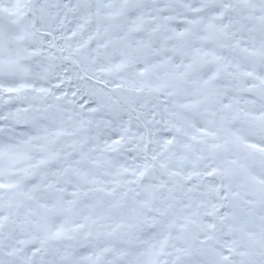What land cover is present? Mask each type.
Returning a JSON list of instances; mask_svg holds the SVG:
<instances>
[{"label": "clouds", "instance_id": "clouds-1", "mask_svg": "<svg viewBox=\"0 0 264 264\" xmlns=\"http://www.w3.org/2000/svg\"><path fill=\"white\" fill-rule=\"evenodd\" d=\"M63 2L0 0V5L8 9L0 11V79L14 82L15 87L23 85L16 92L0 90V125L4 128L0 140H8L4 133L18 127L30 128L36 137L27 143L15 141L11 153L5 146V154L0 157L5 172L0 179L19 181V189L11 190L15 192L22 190L29 179H58L51 175L52 170H64L76 158L85 178L116 182L109 185L115 188V194L89 193L86 198H75L76 203L67 211L50 214L43 227L27 221L9 225L6 221L0 251L13 252L8 264H83L78 259L82 249L95 252L102 247L110 250L105 255L112 256V264H264V186L244 179L234 197L236 203L229 209L233 215L225 221L215 213L206 215L212 209L205 206L215 201L212 186L228 178L223 174L203 176L221 152L205 151L211 137H202L205 143L199 144L188 139L186 133L191 128H185L181 120L187 118L189 124L195 121L215 132L216 118L207 103L196 109L175 108L177 100L198 99L201 90L186 82L191 73L178 79L175 73L180 69L173 67V61L179 64L189 59V48L208 47L234 67L255 71L260 58L229 47L231 36L227 34L235 35L240 43L258 42L264 47V0L238 10L235 5L225 8L223 20L213 19L209 10L232 0H111L110 7L99 9L92 0H82L74 11L60 7ZM193 7L201 11H193ZM133 14L139 17L136 30L128 28ZM148 14L156 21H149ZM177 17L193 20L184 25L187 31L181 50L153 52L163 33L178 23ZM153 23L156 30L147 31ZM209 25L220 31L214 33ZM248 25V31H244ZM96 26H103L104 31L98 33ZM73 28L75 35L70 36ZM121 33L122 37L116 39ZM198 33L218 36L224 46L215 39H197ZM138 36L145 38L147 47L139 43L132 47ZM101 41L105 46L96 49ZM165 57L167 62L160 63ZM141 66L143 75L138 74ZM206 67L201 64L198 71ZM246 79L237 75L236 82L242 84ZM186 89L191 90L188 96L184 95ZM72 90L77 92L71 98L73 103H68L70 97L56 99L62 91ZM168 92L171 95H165ZM236 95L248 93L239 91ZM84 98L95 111L79 107V100ZM166 100L172 102L170 110L178 112L179 117L164 111ZM242 107L249 111L264 107V100ZM230 124L243 136L264 141V122L237 118ZM113 137L121 142L112 143ZM166 139L173 143L165 145ZM228 150L225 146L224 154ZM232 151L235 154V149ZM154 154L155 161L151 159ZM53 156L55 159H51ZM240 156L248 172L264 177V156L246 152ZM41 159L48 162L38 164ZM9 168L20 171L9 175ZM141 171L143 177L133 175ZM69 175L81 188L88 186L75 172L64 171L59 178ZM228 182L234 183L235 175ZM34 203L23 200L19 209L13 207V221L19 220L17 213ZM4 211H9L7 206ZM92 216H103L104 226ZM209 222L214 228L207 227ZM61 226L63 231L54 236ZM33 248L39 250V259L31 257ZM227 249L232 250L230 259L224 261L220 257ZM156 252L162 255L158 257Z\"/></svg>", "mask_w": 264, "mask_h": 264}, {"label": "snow or ice", "instance_id": "snow-or-ice-1", "mask_svg": "<svg viewBox=\"0 0 264 264\" xmlns=\"http://www.w3.org/2000/svg\"><path fill=\"white\" fill-rule=\"evenodd\" d=\"M14 2H19V0H14ZM82 0H75V3L70 2V0H64L60 7L67 9L68 11H74L76 7L80 6ZM126 2V0H122ZM259 0H232V3H217L214 7L209 10L208 15L213 19L223 20L225 19L223 9L232 8L235 5L236 10L239 9L242 5H255ZM92 3L95 8H106L111 6V0H92ZM182 6L187 7V4ZM158 11L163 9L158 8ZM193 11L200 12L201 9L198 7H193ZM0 11H8L0 5ZM97 15H102L97 13ZM256 18V17H254ZM139 17L135 14L130 15L128 21V28L131 30L138 29L137 20ZM147 19L149 21H156L154 15L148 14ZM161 20L165 17H161ZM227 19H231L228 17ZM178 23L175 27L170 28L167 32L159 38L155 47L151 50L153 52L157 51H179L183 47L181 42L187 29L184 28V25L192 23L193 20L185 19L183 17H177ZM156 24L153 23L150 25L147 31H155ZM162 26V25H161ZM76 27H81L77 24ZM97 32L104 31L103 26H96ZM210 28H213L214 33L219 32L220 29L215 28L212 25H209ZM227 27V24L224 25ZM250 25L244 27V31H248ZM234 32V30H233ZM75 35V28L72 29L70 36ZM123 33L118 35L116 39H120ZM227 35L231 36V39L228 41L229 47H236L238 50L248 54L249 56H258L260 58V65L257 66L256 70L253 71L250 67L236 68L233 64L229 63L228 60L223 59L221 56L214 54L208 47H205L203 50L198 47H192L188 49L189 59L184 60L183 62L177 64L173 61V67L179 68L180 71L175 73V77L178 79H184L188 73H191V78L186 82L188 84H195L196 88L201 90L200 97L196 100L186 99V100H177L175 102L176 109H189V108H199L201 103H207L211 107V115L216 119L213 123L216 126L217 131H209L208 129L202 127L200 124L192 121L189 124L187 118H183L181 122L185 128H191L190 132H187L186 135L188 139L196 141L199 143H205L201 138L202 137H211V141L205 143V151L218 150L221 152L220 158L217 160L216 164L210 166L204 173L203 176L207 178H214L221 174L228 179L221 180L219 183H216L212 186V191L215 192V201L210 206L211 211H206L207 216H213L215 213L217 218L221 221L227 220L234 213L230 212L229 209L233 208L236 201L234 197L237 192L240 190L241 185L244 179L252 181L254 184L264 186V177H258L254 173L248 172L247 165L242 162L240 153L246 152L249 154L258 153L264 156V141H257L249 139L243 136L236 130L235 126L230 124L232 119L237 118H250L253 121L264 122V107H256L249 111L247 108L242 107V105H252L256 100H264V47H261L259 43H254L249 45L247 43H240L235 35L228 33ZM69 36V38H70ZM175 38V39H173ZM197 39H208V40H217L220 43V46L223 45V41L219 39L218 36L205 37L202 33L197 34ZM172 40V43L165 44L164 41ZM87 41H85L86 43ZM135 43H139L142 47H147L148 43L143 36H138L136 41L133 43L132 47H135ZM104 42L101 41L95 45L96 49L104 47ZM79 47V45H78ZM167 57L164 61L160 63H166ZM201 64H207L203 71H198V67ZM215 65V66H212ZM121 65H116L120 67ZM145 69L141 66L138 70L139 75L144 74ZM237 75L246 77L247 79L242 83L238 84L236 82ZM232 81L231 84L228 81ZM14 82L0 79V90L6 92H16L19 90V87L13 86ZM97 83H102V81H97ZM57 88L60 87L59 84L56 85ZM231 89L230 91L228 89ZM43 91V89H40ZM190 89H186L184 95H190ZM243 91L248 93L246 96H237L236 93ZM165 95H171V92L166 93ZM70 97L68 103L71 104L74 102L73 99L77 96L75 90L72 91H62L56 99L61 97ZM171 101H165L164 111L173 117H179L180 114L175 111L170 110ZM79 107L85 108L90 111H95L93 106L88 103L87 99H80ZM19 110V109H18ZM2 115V114H0ZM11 116V111L9 112ZM155 115V113H154ZM176 130H179L177 127ZM0 132H4V128L0 125ZM219 133V134H218ZM9 136L8 140H0V157H3L7 146V151L11 153L14 148L15 141H20L22 143H27L30 140L36 138L32 130L28 127H18L13 131L11 128L4 133ZM121 141L119 137H113L112 143L119 144ZM173 143L172 139L164 140L165 145H170ZM225 146L229 147V150L224 154L223 149ZM184 147H188L187 144ZM235 149V154L232 151ZM55 159V157H51ZM153 161L156 160V155L154 154L151 158ZM48 161L41 159L38 161V164H46ZM80 161L76 158H73L67 165L65 169L61 170L55 168L52 170L51 175L58 177L56 180H46L43 178L29 179L28 184L18 191H11L19 189V181H9L5 182L3 179H0V237H2V232L4 224L7 221L9 225L20 222H30L33 225L43 227L47 217L55 215L64 211H67L70 206L76 203L75 198L79 197H88L89 193H103L108 196H113L115 194V188L109 186L110 184H115L116 182L102 181L97 177H88L85 178L86 174L83 173L77 165ZM163 167V165H160ZM20 170L9 168V175H16ZM64 171L75 172L77 175H80L84 178V184L88 185L81 188L76 185L71 176L64 177L60 179L59 177L63 176ZM5 172V169L0 165V176ZM239 172L240 174H237ZM248 172L247 176H244L243 173ZM175 173H173L174 175ZM138 177H143L144 172L134 173ZM235 175V182L229 183L228 180ZM191 179V175L188 177ZM67 185V186H66ZM191 192V189H188ZM43 198H40V197ZM23 200H34V206L27 207L24 211L17 213L19 220L13 221V212L11 209L13 207L19 209L21 207V202ZM246 203L252 204V200H247ZM7 206L9 211L5 213L4 208ZM184 207H188L187 204ZM223 209V213H221ZM87 218V217H85ZM92 220L97 221L101 227L104 226L103 216H92ZM79 226V225H78ZM208 228H214V224L208 223ZM63 231L62 226L56 228L53 235L58 236ZM231 249H227L223 252L220 257L224 261L230 259ZM110 250L107 247H102L97 249L95 252L84 248L78 253V259L83 262V264H112V256L105 255L109 253ZM13 255V252L4 249L0 251V264H8V258ZM31 257L39 259V250L36 248L31 249ZM151 255V253H149ZM156 256H161L162 253L156 252ZM27 258V257H26ZM61 259H65V256H61ZM156 264H160L159 261Z\"/></svg>", "mask_w": 264, "mask_h": 264}]
</instances>
